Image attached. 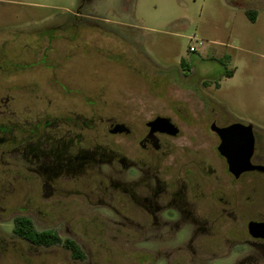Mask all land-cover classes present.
<instances>
[{
    "label": "rangeland",
    "instance_id": "374dc122",
    "mask_svg": "<svg viewBox=\"0 0 264 264\" xmlns=\"http://www.w3.org/2000/svg\"><path fill=\"white\" fill-rule=\"evenodd\" d=\"M158 116L187 134L163 171L189 148L196 126L185 119L252 125L264 153V0H0V264H166L190 228L140 238L135 203L115 187L137 180L121 162L137 157L136 138L108 133L111 122L137 130ZM106 148L123 157L100 162ZM77 151H98V162L79 167ZM20 216L73 239L85 259L15 236ZM245 256L264 264L246 247L213 264Z\"/></svg>",
    "mask_w": 264,
    "mask_h": 264
},
{
    "label": "flooded vegetation",
    "instance_id": "af4514ba",
    "mask_svg": "<svg viewBox=\"0 0 264 264\" xmlns=\"http://www.w3.org/2000/svg\"><path fill=\"white\" fill-rule=\"evenodd\" d=\"M61 24L47 29V33L65 30L66 27ZM52 39L54 38L51 37L50 40ZM156 118L137 130L122 122H111L108 127L110 135L136 138L137 157L131 162L125 159L121 162L127 169L135 170L137 180L133 187L125 188L119 184L115 187H121L123 193L131 195L135 203L139 212L137 215L140 217L136 222L140 238L146 237L149 229L163 234L161 230L171 226L173 236H176V233L183 231L186 226L189 227V240L165 251L166 264H213V261L229 255L235 249L238 250V247L255 250L258 255L264 257V237H254L249 229L252 222L264 224V209L259 205V198L264 194V190L259 182L254 181V177H257L264 182V172L251 170L239 175L231 172L227 158L219 151L221 139L213 128H225L241 122L220 125L217 120L205 119L203 123H196L195 120L185 119L186 126H196V129L193 128L195 132L189 138V148L183 150L185 154L182 162L170 163L168 172L163 171V164L175 155L178 147L176 141L187 134L181 124L172 120L170 121L177 128L176 135L152 132L148 123ZM254 136L255 149L250 162L253 166L264 167V153L258 151V137L255 131ZM196 141H202L204 145ZM98 154V151H92L82 155V152L77 151L74 161H82L79 167L86 163H96ZM122 157L120 151L106 148L102 152L100 162H114ZM71 161L72 159H69L68 163ZM175 168H178V171L173 177H164ZM168 211L175 214L173 222L164 216ZM223 221H228L231 226L229 230H222ZM173 254L181 255V258L176 257L174 260L177 259V262H170L169 258L171 259ZM251 258L245 256L236 264H255ZM150 264L162 263L156 256Z\"/></svg>",
    "mask_w": 264,
    "mask_h": 264
},
{
    "label": "water",
    "instance_id": "95a60500",
    "mask_svg": "<svg viewBox=\"0 0 264 264\" xmlns=\"http://www.w3.org/2000/svg\"><path fill=\"white\" fill-rule=\"evenodd\" d=\"M148 126L151 127L152 132L160 131L170 135L177 134V128L166 117H158L149 122ZM213 128L221 139L219 151L227 158L231 172L236 175L251 170L264 172V167L253 166L250 162L255 149V136L252 125L235 123L225 128L216 126ZM113 133H117V131H113ZM249 229L254 237H264V224L252 222L249 224Z\"/></svg>",
    "mask_w": 264,
    "mask_h": 264
},
{
    "label": "trees",
    "instance_id": "16d2710c",
    "mask_svg": "<svg viewBox=\"0 0 264 264\" xmlns=\"http://www.w3.org/2000/svg\"><path fill=\"white\" fill-rule=\"evenodd\" d=\"M248 16L253 22H255L256 19L252 13H248ZM1 132L8 131L2 130ZM13 225V233L15 234V236L30 243L31 245L43 248H51L54 246L62 245L71 252L74 259L83 261L86 257L84 251L76 241H74L73 239L63 240L55 231H39L35 228L32 220L27 217H16L14 219Z\"/></svg>",
    "mask_w": 264,
    "mask_h": 264
},
{
    "label": "built area",
    "instance_id": "2783aa9c",
    "mask_svg": "<svg viewBox=\"0 0 264 264\" xmlns=\"http://www.w3.org/2000/svg\"><path fill=\"white\" fill-rule=\"evenodd\" d=\"M190 51H191V52H197V49L194 48V47H191V48H190Z\"/></svg>",
    "mask_w": 264,
    "mask_h": 264
}]
</instances>
